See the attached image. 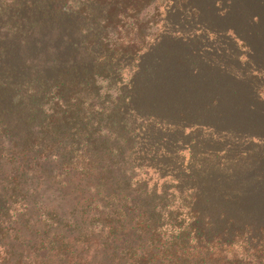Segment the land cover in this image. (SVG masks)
<instances>
[{
    "label": "trees",
    "instance_id": "obj_1",
    "mask_svg": "<svg viewBox=\"0 0 264 264\" xmlns=\"http://www.w3.org/2000/svg\"><path fill=\"white\" fill-rule=\"evenodd\" d=\"M165 1L0 0V264H264V240L206 230L205 184L153 166L188 135L164 121L256 127L159 50Z\"/></svg>",
    "mask_w": 264,
    "mask_h": 264
},
{
    "label": "rangeland",
    "instance_id": "obj_2",
    "mask_svg": "<svg viewBox=\"0 0 264 264\" xmlns=\"http://www.w3.org/2000/svg\"><path fill=\"white\" fill-rule=\"evenodd\" d=\"M161 9L162 22L156 29L164 32V38L158 44L159 50L167 44L168 58L178 69L194 70L199 63L201 77L209 86L216 81L237 89L239 107L241 103L249 107L241 112L247 113L256 127L251 131L230 128V132L226 125L211 128L203 123L179 125V118L172 125L164 121L165 127L179 126L188 135H177L172 144L168 142L169 153L154 163L155 171L159 175L175 173L178 182H185L180 174L183 172L188 188L205 184L210 192L209 202L201 208L203 220L209 223L206 230L245 234L253 237L256 245L264 240V0H171L165 1ZM70 20L62 26L67 38L74 37L73 31L65 29ZM56 35L52 34L50 41ZM24 53L22 50L14 56L21 58ZM19 64L17 72L24 67ZM9 67L15 69V65ZM127 72L123 73L126 80L130 77ZM166 139L164 134L163 142ZM198 165L204 166V177L189 182L188 170ZM236 193H240L239 199L234 197ZM205 198L204 194L202 201ZM238 200L256 207L248 206L250 203L234 205Z\"/></svg>",
    "mask_w": 264,
    "mask_h": 264
}]
</instances>
